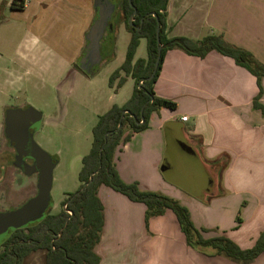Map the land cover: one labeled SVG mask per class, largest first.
I'll list each match as a JSON object with an SVG mask.
<instances>
[{
	"label": "crops",
	"instance_id": "obj_1",
	"mask_svg": "<svg viewBox=\"0 0 264 264\" xmlns=\"http://www.w3.org/2000/svg\"><path fill=\"white\" fill-rule=\"evenodd\" d=\"M255 3L169 0L167 37L199 41L218 35L257 59L264 55V17ZM4 14L24 26L17 33L22 61L52 59L60 66V81L77 80L80 74L71 76L70 71L81 57L95 17L93 0H0V17ZM8 22L0 23V28ZM12 35L3 32L4 38ZM129 80L133 81L128 77L123 85ZM260 86L264 104V78ZM153 89L157 98L175 107L153 112L143 131H124L131 138L118 147L114 158L120 179L179 200L194 226L206 231L201 233L204 238L224 235L241 249L252 248L264 232V116L253 108L257 79L215 51L200 58L171 49ZM182 116L188 120L182 122ZM178 131L209 171L213 187L199 184L197 166L174 162L175 157L162 171L166 149ZM98 197L104 209L103 230L94 248L99 264H238L210 248L189 247L171 211L152 217L147 232L143 204L105 186L99 188ZM237 217L241 222L236 228ZM248 264H264V253Z\"/></svg>",
	"mask_w": 264,
	"mask_h": 264
},
{
	"label": "trees",
	"instance_id": "obj_2",
	"mask_svg": "<svg viewBox=\"0 0 264 264\" xmlns=\"http://www.w3.org/2000/svg\"><path fill=\"white\" fill-rule=\"evenodd\" d=\"M169 0H131L137 10L136 24L144 19L139 31L128 27L131 33L125 61L110 76L109 84L116 79L118 87H122L127 77L134 81L130 98L122 105H113L111 109L100 116L93 128V142L90 153L82 159V169L79 174L81 183L79 190L63 202L58 215L43 221L39 234L28 236L16 233L17 237L6 244V250L0 255V264H21L22 260L32 250L42 246L49 249L46 264H99L100 258L94 252L99 243L104 226L103 205L98 197L101 186L125 196L128 200L145 206V224L152 217L163 216L171 211L185 237V241L192 248H210L215 255L223 256L238 264H248L264 253V232H261L254 246L241 249L235 242L224 235L206 239L201 234L205 230H198L192 223L189 211L178 200L160 193L143 191L137 183L126 184L116 170L115 153L118 147L125 144L131 134L138 133L148 127V121L153 112L159 108L175 107L169 100L157 98L153 85L159 76L165 53L171 49H178L190 56L203 58L211 51L232 58L238 65L249 71L256 79L258 95L253 101V108L264 116V104L260 103V79L264 78V64L259 63L251 53L239 47L230 45L221 36L209 35L202 40L193 41L185 37H167V6ZM22 8V6H21ZM126 16L132 13V8L124 0ZM155 14L151 16L149 14ZM159 24L161 57L156 74L151 75L158 55L156 29ZM146 40L145 59L134 57L140 40ZM121 74L124 77H121ZM151 99V101H150ZM145 105L143 112L142 107ZM122 128L117 130L122 113ZM131 128L130 135H124L123 128ZM108 134V135H107ZM70 212V214H69ZM241 220L236 218V228ZM47 237L45 238V235ZM36 236V237H35ZM33 237L34 241L30 238ZM40 242V243H37ZM12 243V245H11ZM52 247L56 250L52 251Z\"/></svg>",
	"mask_w": 264,
	"mask_h": 264
},
{
	"label": "rangeland",
	"instance_id": "obj_3",
	"mask_svg": "<svg viewBox=\"0 0 264 264\" xmlns=\"http://www.w3.org/2000/svg\"><path fill=\"white\" fill-rule=\"evenodd\" d=\"M255 6L259 16L264 17V0H256ZM7 19V26L0 28V53L4 55L0 58V130L6 110L32 108L42 114L34 140L57 162L50 195L54 204L51 213H58L69 195L80 188L82 159L91 151L92 132L99 117L113 105L120 106L132 93L134 81L129 80L120 88L109 84L112 72L125 58L130 34L123 26L117 30L115 58L99 66L93 77L77 72V80L60 81V66L54 60L42 57L32 64L20 59L21 39L17 33L24 26L6 14L0 17V23L6 25ZM4 31L13 35L4 38ZM146 56V40L141 39L135 57ZM257 59L260 63L264 55ZM70 72L74 76V70ZM126 129L127 126L123 128ZM41 258L42 254L37 253L22 264H41Z\"/></svg>",
	"mask_w": 264,
	"mask_h": 264
},
{
	"label": "water",
	"instance_id": "obj_4",
	"mask_svg": "<svg viewBox=\"0 0 264 264\" xmlns=\"http://www.w3.org/2000/svg\"><path fill=\"white\" fill-rule=\"evenodd\" d=\"M93 6L97 17L93 20L85 35L86 45L84 47L83 56L79 62L80 69L89 77L95 75V72L93 71L94 66L102 62L100 51L101 41L105 34L108 22L111 20L115 10V5L110 3L109 0H93ZM135 13L136 12L134 11L129 19H132ZM153 16H155V14H153ZM159 31L160 27L158 24L156 29L158 55L154 69L148 78L149 81L154 78L161 57L162 47L160 46ZM144 107L145 105L142 107L141 112H143ZM41 121L42 114L32 108L11 109L6 113L5 126L7 134L9 135L11 142L15 144L17 153L19 155L34 158L38 164L40 175L36 197L29 200L15 211L0 212V241L4 238L8 230L15 231L26 226L28 223L42 219L45 211L50 205H52L50 193L53 182V171L57 162L34 141V133L40 129ZM120 123L118 129L121 127ZM178 132L179 133L175 135L174 140L166 149L165 164L162 167V171H166L170 160L173 158L172 161H174L175 157V160L177 161L174 162L187 164L194 168L197 166L196 168L198 170L195 176L200 181L199 184H202L206 189L211 186L213 187L214 183L209 175V171L205 169L198 154L187 143L184 135L180 131ZM170 165H172V162Z\"/></svg>",
	"mask_w": 264,
	"mask_h": 264
},
{
	"label": "flooded vegetation",
	"instance_id": "obj_5",
	"mask_svg": "<svg viewBox=\"0 0 264 264\" xmlns=\"http://www.w3.org/2000/svg\"><path fill=\"white\" fill-rule=\"evenodd\" d=\"M127 1L132 8V13L129 16H126L124 10V0H109L110 3L115 5V10L111 20L108 22V25L105 30V34L101 41L100 51L102 56V62L94 66L93 71L95 72V74L97 72L98 67L101 66L105 61L113 60L115 58L114 47L117 39V30L120 29L121 26H123L125 30L130 34V39H131V33L128 31V27H130L133 30L139 31L143 25L144 22L143 18L140 19L139 25L136 24L135 19L137 16V10L132 5L131 0L130 2L129 0ZM134 11L136 12L135 15L132 17V19H129L133 15ZM149 15L153 16V13ZM96 17L97 15H95L94 19ZM85 45H86V41L84 47ZM84 47L82 50L81 57L79 58L78 62H76L75 65L73 66V70L74 72H78L81 73L82 75L89 77L80 69L79 62L83 56ZM124 61L125 58L123 62ZM123 62L119 65V67L123 64ZM121 77H124V75L121 74ZM7 111L8 110H6V112L4 113L3 126L1 127L2 129L0 130V212L15 211L20 207H22L29 200L36 197L38 193L39 175H40V170L38 169V164L36 160L29 156L19 155L16 151L15 144L11 142L5 126V118ZM123 113L125 115L127 112L124 111ZM123 117L121 116L122 119ZM122 119H121V123L119 121V123L121 124L120 129L122 128ZM120 129H118L117 127V130ZM37 132H39V130L34 133V136ZM51 203L52 205H50L48 209L45 211L42 219L28 223L26 226L17 229L15 231H11V230L7 231L4 238L0 241V255L6 250V244L12 241L14 235L15 237H17L16 233H23L28 236L30 235L37 236L40 232V227L43 221L49 217H54L59 214L60 211L58 213H51V210L54 208V204L52 201ZM46 237L47 234L45 235V238ZM30 240L34 241L33 237H31ZM39 245L41 246L38 247L37 249L32 250L28 255L24 257L21 264L25 262L31 255H35L37 253L42 254L41 264H46L49 249L46 246H42V244ZM54 250H56L55 247H52V251ZM37 264H39V262H37Z\"/></svg>",
	"mask_w": 264,
	"mask_h": 264
},
{
	"label": "built area",
	"instance_id": "obj_6",
	"mask_svg": "<svg viewBox=\"0 0 264 264\" xmlns=\"http://www.w3.org/2000/svg\"><path fill=\"white\" fill-rule=\"evenodd\" d=\"M187 120H188L187 116H182V117H181V121H182V122H186Z\"/></svg>",
	"mask_w": 264,
	"mask_h": 264
}]
</instances>
